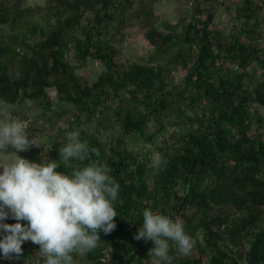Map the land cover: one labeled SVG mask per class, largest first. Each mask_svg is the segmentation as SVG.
Returning <instances> with one entry per match:
<instances>
[{"label":"trees","instance_id":"1","mask_svg":"<svg viewBox=\"0 0 264 264\" xmlns=\"http://www.w3.org/2000/svg\"><path fill=\"white\" fill-rule=\"evenodd\" d=\"M22 1L0 0V27H9V32L0 28V103L36 101L43 127L33 131L47 139L48 150L33 144L18 155L36 162L56 159L57 171L69 173L104 164L120 186L116 228L100 232L84 264H150L152 242L134 239L146 208L179 220L195 240L188 256L171 247L172 264H264V116L249 110L250 103L264 110V0H238L227 39L212 25L217 2L193 0L190 18L165 32L154 26L152 9L141 5L132 16L142 19L143 37L156 50L173 51L162 61L129 64L105 36L113 25L122 30L135 0H46L43 24L26 20L43 7L23 8ZM70 39L78 59L104 66L92 81L65 58ZM253 64L262 68L258 82L248 71ZM168 65L184 69L179 83L168 77ZM172 116L194 127L179 135L175 124L158 147L160 162L149 166L125 139L152 141ZM63 120L65 126L56 130ZM106 125L121 132L109 145L98 130ZM47 126L52 137L44 133ZM74 129L95 151L65 163L59 149ZM245 246L238 257L236 251ZM22 248L19 257L0 264H43L38 245L28 241Z\"/></svg>","mask_w":264,"mask_h":264},{"label":"clouds","instance_id":"2","mask_svg":"<svg viewBox=\"0 0 264 264\" xmlns=\"http://www.w3.org/2000/svg\"><path fill=\"white\" fill-rule=\"evenodd\" d=\"M34 141L23 121H0V153H13L0 162V259L19 257L30 241L39 246L43 264H76L97 247L101 231L108 235L116 228L120 186L104 164L89 163L69 173L57 171L56 159L36 162L18 155L37 145ZM90 151L95 149L74 129L59 157L65 163L83 161ZM8 219L16 222L6 223ZM134 239L152 242L150 264H172L171 247L188 256L195 245L182 222L147 208Z\"/></svg>","mask_w":264,"mask_h":264},{"label":"rangeland","instance_id":"3","mask_svg":"<svg viewBox=\"0 0 264 264\" xmlns=\"http://www.w3.org/2000/svg\"><path fill=\"white\" fill-rule=\"evenodd\" d=\"M10 4H14V0H8ZM192 1L193 0H135L134 8L128 9L125 11L127 21L122 26V30L115 28V25L111 26L108 29V34H106L105 38L111 41L119 51H120V59L122 61L129 63L144 60L150 63H155L157 61H162V59L166 58V55L173 51L170 48L168 50H156L153 46H151L148 41L143 37V29L141 28V24L143 23L141 18H136L132 16V13L136 11L141 5L145 8H150L154 12L153 24L156 28L162 31H167L170 29H180V25L188 20L192 14ZM203 4L211 5L213 3H219L217 7L216 18L214 20L213 28L215 30H220L224 39L228 38L229 30L233 24L236 23L235 19V6L238 0H200ZM36 7L41 6L43 10L40 13H36L32 16H28L26 18L29 22L40 23L43 24V17L40 14H46V0H23L22 7ZM228 6H230L228 8ZM40 16V17H39ZM261 16H264V12H262ZM4 32H9V27L7 25H3L0 27ZM262 28L264 29V22L262 24ZM260 44L264 47V39L260 41ZM65 58L72 64L76 73L81 76H85L89 81H92L98 73L104 70V66L99 63L97 60H88L86 62H82L75 55L74 49L72 47V39L68 40V46H66ZM252 79L258 82L262 78V68L256 64H253L248 69ZM166 73L168 77L171 79L173 83H179V81L183 77L184 69L179 66L168 65L166 67ZM251 87V86H250ZM48 93L51 97L54 95V91L52 89H48ZM202 105L198 104V109L200 111ZM70 108V107H69ZM250 113L255 117L264 116V110L261 106L256 103H250L249 105ZM184 112L187 115H191L187 106L184 108ZM41 108L36 101H25L20 105H7L0 103V121H4L8 118H16L25 123V130L29 135V139H35V143L37 145H41L43 152L47 151L48 145L47 139H41L36 132L33 131L35 126L43 127L42 117H41ZM65 119V118H64ZM170 123L166 125L164 131L156 134L152 141H146L145 137H127L125 139L127 147L129 149H133L140 155H145L149 160V166L156 167L160 162L161 153L158 150V147L162 144V137L171 134L176 124V133L184 134L187 130L194 127L191 124H186L183 118H177L176 116H172L170 120H167ZM174 122V123H173ZM56 130H61L66 122L63 120L58 122ZM252 127H256V123H252ZM52 127L47 126L46 131L49 137H52L53 131ZM100 128V129H99ZM99 136L102 138L106 145H109L114 139L116 135H120L119 130L113 129L112 126H104L99 127ZM155 127L151 126V131ZM85 130V129H84ZM264 128L261 130L263 131ZM86 131V130H85ZM91 132V131H88ZM23 152V151H22ZM19 153V155L22 154ZM3 161L2 156L0 155V162ZM264 226V222L262 224ZM248 246L244 248H239L236 251V255L238 257L244 256V251ZM174 251L178 253V251L173 248ZM85 256V255H84ZM80 256L76 259L77 264H84L86 262L85 257ZM243 258H241L242 260ZM243 262V260H242Z\"/></svg>","mask_w":264,"mask_h":264},{"label":"water","instance_id":"4","mask_svg":"<svg viewBox=\"0 0 264 264\" xmlns=\"http://www.w3.org/2000/svg\"><path fill=\"white\" fill-rule=\"evenodd\" d=\"M193 168H194V166H193L192 169H191L190 177L192 176V170H193Z\"/></svg>","mask_w":264,"mask_h":264}]
</instances>
